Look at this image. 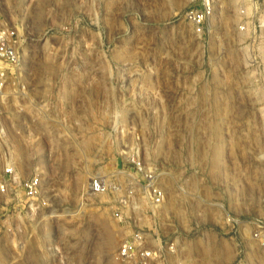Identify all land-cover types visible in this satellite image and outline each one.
<instances>
[{
	"label": "rangeland",
	"instance_id": "rangeland-1",
	"mask_svg": "<svg viewBox=\"0 0 264 264\" xmlns=\"http://www.w3.org/2000/svg\"><path fill=\"white\" fill-rule=\"evenodd\" d=\"M184 5L0 0L24 39L6 141L22 175L43 169L55 213L14 215L25 230L0 233V264H135L118 252L137 226L177 247L152 264H264V24L241 30L239 0H219L199 36ZM137 156L166 200L120 220L89 182L123 168L130 184Z\"/></svg>",
	"mask_w": 264,
	"mask_h": 264
},
{
	"label": "built area",
	"instance_id": "built-area-1",
	"mask_svg": "<svg viewBox=\"0 0 264 264\" xmlns=\"http://www.w3.org/2000/svg\"><path fill=\"white\" fill-rule=\"evenodd\" d=\"M218 7L219 0H185L183 18L196 35L204 36L212 31L213 18ZM238 14L241 30L247 26H262L264 0H239ZM23 41L17 28L0 21V233L24 231L23 218L19 222L11 221L14 215L21 217L22 212L32 215L35 219L39 215L55 217L46 191L43 169L37 167L30 175H22L11 157V150L6 141V102L13 91L24 87ZM131 162L137 177L132 176L131 183L126 186L120 179L121 172H126L123 168H117L118 172L113 178L97 175L89 182L92 193L116 197L117 205L113 207V215L120 220L123 219V209L128 211L134 207L138 208L140 200H145L152 206L162 205L166 200V192L159 182L158 172L139 156L133 157ZM260 222L254 237L264 248V220ZM153 242L155 245L151 242V235L143 227L137 226L121 244L118 256L131 259L135 264H152L158 259L161 260L164 254H177L174 242H164L162 239L158 242L154 239Z\"/></svg>",
	"mask_w": 264,
	"mask_h": 264
}]
</instances>
